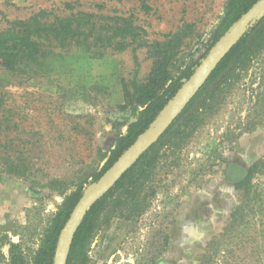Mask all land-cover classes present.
Segmentation results:
<instances>
[{
  "label": "rangeland",
  "instance_id": "obj_1",
  "mask_svg": "<svg viewBox=\"0 0 264 264\" xmlns=\"http://www.w3.org/2000/svg\"><path fill=\"white\" fill-rule=\"evenodd\" d=\"M226 2L0 0V31L40 11L47 22L88 14V37L45 45L49 54L35 72L21 77L0 68V264H10V243L33 264L65 197L90 191L114 162L103 171L135 120V98L158 59L177 42L170 75L190 66L194 71L212 47L200 58ZM260 66L242 76L177 166H169L171 157L160 163L149 209L135 221L112 219L97 231L84 264H198L237 204L235 183L264 156V124L226 148L211 172L193 169L205 158L202 147L228 125L255 113L264 121ZM126 98L131 102L122 108Z\"/></svg>",
  "mask_w": 264,
  "mask_h": 264
},
{
  "label": "trees",
  "instance_id": "obj_2",
  "mask_svg": "<svg viewBox=\"0 0 264 264\" xmlns=\"http://www.w3.org/2000/svg\"><path fill=\"white\" fill-rule=\"evenodd\" d=\"M256 1L227 0L223 15L212 34L211 43L200 58ZM44 17L45 12L40 11L26 20L12 21L8 29L0 31V68L19 76L35 72L42 57L49 54L45 45L70 37H88V14L73 15L52 22H47ZM178 46L179 43L174 42L156 62L148 83L135 98V107L140 108L135 120L128 125L126 133L118 137L103 171L137 136L156 124L157 117L179 93L181 80L188 79L192 74L193 67L190 66L183 69L177 77L170 75L168 68L177 54ZM263 63L264 11L249 23L163 134L134 160L111 189L89 205L73 231L67 264H84L91 240L98 230L108 227L112 219L135 221L149 209L157 191V169L160 163L171 157L169 166L179 164L193 138L208 125L224 105L233 87L255 64H261L263 74L260 76L259 87H262ZM261 101V107L264 108V100ZM130 102L126 98L121 107L125 108ZM257 115L255 113L253 117L239 118L234 127L228 125L221 135L210 138L202 147L205 158L193 172H211L223 161L222 153L226 148H230L243 133L264 124ZM260 178H264V156L254 161L245 175L235 183L239 195L237 204L222 233L208 243L198 264H264V181ZM80 196V192H73L58 207L51 227L33 257V264L53 263L59 232ZM224 244L226 249L221 248ZM19 247L17 243H10V264H28L23 261ZM241 252L244 255L239 257ZM155 261L156 259L151 264Z\"/></svg>",
  "mask_w": 264,
  "mask_h": 264
},
{
  "label": "water",
  "instance_id": "obj_3",
  "mask_svg": "<svg viewBox=\"0 0 264 264\" xmlns=\"http://www.w3.org/2000/svg\"><path fill=\"white\" fill-rule=\"evenodd\" d=\"M264 11V0H257L247 9L209 49L205 57L180 88L179 93L170 102L165 111L156 119V124L148 127L117 157L111 166L98 178L95 186L80 196L62 229L59 232L52 264H67L73 231L78 226L85 211L97 199L103 196L116 181L127 171L152 143H154L167 127L180 114L187 103L194 97L205 83L225 53L244 33L249 23Z\"/></svg>",
  "mask_w": 264,
  "mask_h": 264
}]
</instances>
